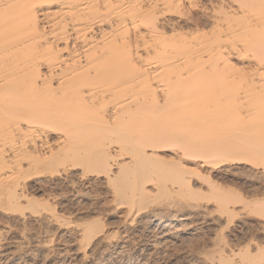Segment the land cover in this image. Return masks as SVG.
<instances>
[{
	"label": "bare ground",
	"instance_id": "obj_1",
	"mask_svg": "<svg viewBox=\"0 0 264 264\" xmlns=\"http://www.w3.org/2000/svg\"><path fill=\"white\" fill-rule=\"evenodd\" d=\"M183 1L0 0V194L25 197L28 178L20 175L26 170L52 176L58 168L41 167L60 166L78 148L87 151L100 139L111 144L118 136L127 143L118 165L109 144L93 154L97 169L111 166L108 178L122 204L129 193L138 202L145 199L144 180L163 173L165 160L186 171L181 181L191 188L195 173L209 179L231 175L234 159L215 162L226 154L245 150L264 159V66H212L220 59L228 63L231 50L208 59L194 56L192 48L183 58L170 56L168 46L184 27L169 15V5ZM251 1L252 10L259 0ZM208 10L188 16L197 33L193 39L208 34L206 29L248 33L264 57L262 14L239 29ZM233 112L235 118H227ZM87 155L81 161L95 158ZM255 198L249 202L264 209V196ZM96 228V221L85 223L89 242Z\"/></svg>",
	"mask_w": 264,
	"mask_h": 264
},
{
	"label": "rangeland",
	"instance_id": "obj_2",
	"mask_svg": "<svg viewBox=\"0 0 264 264\" xmlns=\"http://www.w3.org/2000/svg\"><path fill=\"white\" fill-rule=\"evenodd\" d=\"M194 1V7H190L187 0L182 5H169V15L180 19L184 27L183 33L176 34L178 41L175 38L168 46L170 56L183 58L192 48L194 56L208 59L210 53L227 55L231 50V55H227L228 63L220 59L212 66H264L261 51L252 48L257 44L250 34L240 36L242 33L238 35L233 30L218 34L206 29L208 34H199L203 35L202 39H193L197 33L187 20L190 15L203 16L209 9L223 18L224 24L243 29L245 23L260 21L259 13L264 17L261 0L255 8L256 0L251 1L258 16L250 9V0ZM226 9L240 11L239 14L246 10L247 14L227 15ZM236 115L233 112L227 118L233 119ZM99 133L102 136L103 131ZM122 139L115 137L111 144L100 139L89 145L87 151L80 149L77 153L79 148H75L76 152L71 155L81 154L83 159L82 154L86 156L87 152L90 161L100 146L109 144L118 165L119 153L127 145ZM168 149L166 152L172 154V147ZM242 151L236 157L226 154L215 160L237 162L232 167L231 177L220 174L209 179L195 173L191 188L181 181L186 171H182L177 162L165 160L167 168L163 173H150L144 180L145 199L138 202L139 199L129 193L128 198L122 200L124 204L120 203L122 197L109 181L111 166L97 169L96 155L93 161L87 160V167V162L74 155L71 159L69 155L63 164L57 163L60 166L41 167L43 172L58 168L59 172L52 176L32 174L37 171L34 168L26 170L20 175V178L23 175L28 178L26 199L9 197L5 191L0 194V264H264V209L258 202H249L264 196V159ZM72 160L84 165L73 166ZM117 168L112 166L114 170ZM219 185L225 188L220 190ZM15 201H18L16 206ZM158 218H162V222L157 221ZM88 221L98 222V233L91 242L85 231Z\"/></svg>",
	"mask_w": 264,
	"mask_h": 264
}]
</instances>
